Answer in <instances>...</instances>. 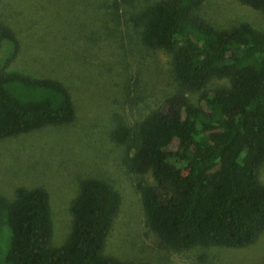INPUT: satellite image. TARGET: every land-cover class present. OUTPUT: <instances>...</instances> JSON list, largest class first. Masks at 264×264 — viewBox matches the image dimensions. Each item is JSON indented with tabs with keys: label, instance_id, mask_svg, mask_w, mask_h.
I'll list each match as a JSON object with an SVG mask.
<instances>
[{
	"label": "trees",
	"instance_id": "trees-1",
	"mask_svg": "<svg viewBox=\"0 0 264 264\" xmlns=\"http://www.w3.org/2000/svg\"><path fill=\"white\" fill-rule=\"evenodd\" d=\"M204 0H157L131 19L149 49L174 51L177 89L138 123L116 122L110 140L125 147L126 168L148 174L136 184L144 225L176 253L194 247L241 249L264 231V30L247 23L218 30L200 15ZM264 13V0H236ZM0 139L71 123L73 104L62 82L8 70L18 53L0 24ZM223 81L208 88L213 81ZM196 94L195 102L189 94ZM120 207L107 181L84 179L70 201V231L50 247L46 191L15 188L0 195V227L8 242L0 264H148L104 256L102 247Z\"/></svg>",
	"mask_w": 264,
	"mask_h": 264
},
{
	"label": "rangeland",
	"instance_id": "rangeland-1",
	"mask_svg": "<svg viewBox=\"0 0 264 264\" xmlns=\"http://www.w3.org/2000/svg\"><path fill=\"white\" fill-rule=\"evenodd\" d=\"M156 1L0 0V24L18 45L8 70L62 82L75 112L71 123L0 139V195L9 201L15 188H43L49 246L59 247L70 231L68 206L80 181L104 180L120 195L104 256L125 263L264 264V231L245 248L194 247L176 253L144 225L135 185L152 180L126 168L127 150L109 134L116 122L135 125L177 89L170 65L174 51L142 46L131 19ZM200 15L218 30L239 23L264 30V13L236 0H204ZM11 49L10 43L0 44V63ZM222 82L215 80L208 88ZM188 97L195 102L196 94ZM257 179L264 185V159ZM7 242L8 230L0 227V263Z\"/></svg>",
	"mask_w": 264,
	"mask_h": 264
}]
</instances>
